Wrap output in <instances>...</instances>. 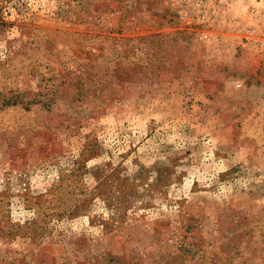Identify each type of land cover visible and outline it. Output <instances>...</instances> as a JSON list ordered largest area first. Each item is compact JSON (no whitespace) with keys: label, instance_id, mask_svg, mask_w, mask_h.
Instances as JSON below:
<instances>
[{"label":"rangeland","instance_id":"1","mask_svg":"<svg viewBox=\"0 0 264 264\" xmlns=\"http://www.w3.org/2000/svg\"><path fill=\"white\" fill-rule=\"evenodd\" d=\"M0 264H264V0H0Z\"/></svg>","mask_w":264,"mask_h":264}]
</instances>
